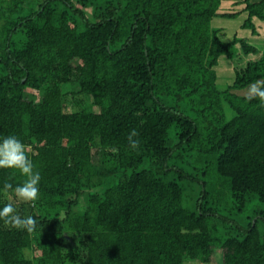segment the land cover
Here are the masks:
<instances>
[{"label":"trees","instance_id":"trees-1","mask_svg":"<svg viewBox=\"0 0 264 264\" xmlns=\"http://www.w3.org/2000/svg\"><path fill=\"white\" fill-rule=\"evenodd\" d=\"M221 3L0 0V137L20 138L41 174L26 202L4 188L24 177L0 169V207L37 221L0 219V264H207L216 250L264 264V101L238 93L264 82V50L222 40L212 20L238 13ZM239 3L262 36L264 0ZM238 51L261 56L220 89V58ZM69 94L88 106L70 111ZM224 195L256 207L234 235L216 234L232 221Z\"/></svg>","mask_w":264,"mask_h":264},{"label":"rangeland","instance_id":"rangeland-1","mask_svg":"<svg viewBox=\"0 0 264 264\" xmlns=\"http://www.w3.org/2000/svg\"><path fill=\"white\" fill-rule=\"evenodd\" d=\"M242 0H221V6L219 9V13H227V12H234L238 13L236 17L228 18L223 16H216L212 20V27L215 29H221L222 34L221 38L224 42H229L233 39L234 35L237 34L238 38H246L249 42L253 45L258 46L261 52L264 50V23L256 19L254 22L257 24L258 32H261L262 36H254L252 35V31L250 29L242 28V24L247 19L248 14L242 11L244 4H240ZM253 2H257L260 0H251ZM261 54L257 55H245L242 54L240 51L237 52L236 57L234 59H228L226 56H222L220 58V63L217 67L218 73V85L220 89H225L231 84H233L235 79V68L240 69L246 66L249 61H253L258 59ZM240 95L248 96L249 95V87L241 90L238 92ZM29 98L35 99L39 101L40 94L33 90H28L26 94ZM80 100L81 98L78 97ZM76 99L72 94L67 95L66 102L69 106V110L77 111L82 110L85 106H88V103H85V100ZM89 109V108H88ZM95 111V110H94ZM195 201V199H193ZM86 198L82 200L80 204L81 207H85ZM194 205V202H193ZM234 204L229 196L224 195L223 201L219 208L220 214L228 218L232 221L230 222H219L217 224L216 234L224 235V234H236L239 231V228L247 227V223L250 220V217L253 216V210L256 208L248 207L245 211H238V209L234 208ZM192 208V205H191ZM38 253V252H37ZM221 253L219 250H216L214 253V259L212 263L207 264H221ZM187 262V261H186ZM185 264H202L198 261H190Z\"/></svg>","mask_w":264,"mask_h":264},{"label":"clouds","instance_id":"clouds-1","mask_svg":"<svg viewBox=\"0 0 264 264\" xmlns=\"http://www.w3.org/2000/svg\"><path fill=\"white\" fill-rule=\"evenodd\" d=\"M257 98L264 101V82L257 81L249 87L247 99L251 101ZM135 136L137 132L133 129L128 137L132 149H137L139 146V141L133 139ZM0 169H11L24 177L23 181L16 185L5 183V189L14 190L16 197L26 202H35L39 199L41 174L26 154L23 141L14 134L0 137ZM0 219L12 227L24 229L30 233L37 226L34 217H21L16 214L11 203L0 207Z\"/></svg>","mask_w":264,"mask_h":264}]
</instances>
